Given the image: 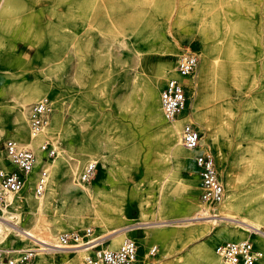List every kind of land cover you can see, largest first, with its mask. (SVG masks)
Masks as SVG:
<instances>
[{"label":"rangeland","instance_id":"obj_1","mask_svg":"<svg viewBox=\"0 0 264 264\" xmlns=\"http://www.w3.org/2000/svg\"><path fill=\"white\" fill-rule=\"evenodd\" d=\"M0 19V82L8 87L5 92L0 91V164L6 165L2 141L12 138L19 143L11 135L12 113L6 107L12 105L14 97L34 89L41 95L30 102L29 111L35 102L43 97L47 99L51 108L45 125L58 110L55 102L60 105L51 136L39 138V149L44 140L50 145L57 142L69 155L81 158L80 172L89 162V156L105 159V165L101 160L96 165L93 163L94 169L86 180L96 193L92 198L89 196L88 201L96 200L101 215L109 223L99 224L100 219L91 210L82 212L83 221L74 222L67 218L65 210L54 208L57 198L51 201L49 213L59 216L57 223L62 226L59 236L77 231L79 240L75 243H78L93 234L108 233L114 226L117 230L107 234L103 244L95 248L115 250L131 238L137 245L132 264H162L163 252L168 255L166 260L176 261L177 255L186 249L211 238L216 248L220 243L229 242L218 236L217 231L233 232L245 225L238 220L239 216L232 218L223 213L187 217L197 216L202 208L209 213L218 210V201L204 203L200 199V179L192 160L195 154H211L223 192L224 179L214 149L222 157V166L230 177L242 174V157L247 146L254 147L253 152L259 159L257 164L264 167V96L260 97L264 93V0H9ZM215 27L224 29V33L216 35ZM155 32L158 35H154ZM84 33L90 36L86 42L82 39ZM100 33L105 34L110 43L102 45ZM163 37L177 52L169 56L168 70L163 73L160 88L170 76V70L175 68L181 52L192 51L198 62L197 42L211 46L214 59L220 62L219 69L222 68V72L225 69L219 72L216 87L209 88L210 99L200 100L196 105L192 89L184 83L185 113L201 132L198 148L186 154L176 152L160 139L147 144L156 127L148 124L142 107L143 80L150 74L149 62L145 63L144 59L161 61L167 57L163 53ZM116 38H123L129 46H118L113 41ZM96 46L103 50L111 46V49L107 53L98 51ZM133 47L141 49L143 54V60L135 65ZM77 62L82 72L75 71ZM136 67L140 78L132 88L127 82ZM232 68L238 70L236 76L230 74ZM194 75L195 69L187 77ZM201 85H206L204 78ZM221 95L225 97L219 100L228 99L224 100L227 113L210 121L203 115L198 117L211 97ZM132 104H137L140 111L133 114ZM178 114L172 120L163 117V121L172 123ZM258 114L263 117L258 121L262 130L250 128ZM217 125L221 127L213 145L210 140ZM54 156L40 153L43 160ZM62 162L58 163L64 170ZM154 175L160 177L157 185ZM192 178H195V191L193 205L189 207L186 204ZM256 187L264 190V181ZM237 189L239 202H248L251 187L243 183ZM262 196L260 199L264 202ZM144 199L147 202H143ZM15 207L20 208L18 204ZM10 222L5 223L11 225ZM263 230H250L247 238L239 240H248L254 249L263 253L253 242L255 239L264 243ZM161 232L168 233L167 237L159 239ZM115 234L119 240L112 248L109 237ZM0 247L13 248L10 250L17 247L16 253L27 249L21 242L11 244L9 237L0 242ZM52 254L53 260L49 259L48 264H69L75 252L68 249ZM45 255L49 256L48 252ZM260 258L254 264H260ZM33 259L34 256L28 264Z\"/></svg>","mask_w":264,"mask_h":264},{"label":"bare ground","instance_id":"obj_2","mask_svg":"<svg viewBox=\"0 0 264 264\" xmlns=\"http://www.w3.org/2000/svg\"><path fill=\"white\" fill-rule=\"evenodd\" d=\"M8 2L9 0H0V18H2L4 12H6ZM85 19L86 21L88 20L87 15ZM1 22L2 19H0V23ZM215 31H217L216 35H221L222 33H224V29L220 30L218 28L217 30L216 27ZM156 34L157 32L154 33V35ZM89 37V34L84 33L82 38L83 42H86ZM164 38L165 37H163L162 39L163 42H165V44H163V53H166L167 57H163L161 61L160 59L154 61L152 58L144 59L145 63L147 61L149 62L150 74L143 80L142 90L144 106L142 107L147 114L148 124L156 127L155 132H153V134H150V136L152 137L147 139V144L160 139V141L165 142L166 146L173 148L176 152L186 154L189 151L196 150L198 147L187 149L181 142L182 123L191 122L193 124V122L188 119L185 110L183 109L179 112L176 121L172 123H165L163 121L165 118L163 119L164 115L162 112L160 101V92L162 89L160 88V82L163 77V73H165V70H168L169 64L166 65V63L168 60H170L169 56L177 52L175 46L170 45L169 42L167 43L166 38ZM100 41L102 45H104L103 43L105 42H109L106 38V35L103 33H100ZM113 41H115V43L120 47L129 46L126 44L123 38H116ZM196 46L199 58L195 67V75L192 78L185 77L187 80H185V86H189V88H191L193 92L194 105H196V103H198L200 100L210 99L209 95H207V93H209V88L212 87L214 89V87H216V83L220 80L219 72L223 73L225 71V69H223V72L222 68L219 69L220 62L214 59L215 56H213L212 54L211 46H202L201 44H199V42H197ZM110 47L111 46H107L103 50L101 46H96V49L98 51L103 50L108 53L110 52ZM132 51L135 65L143 60V54L141 53L142 50L137 47H133ZM79 67L80 65L77 62L74 67L76 72L81 71L79 70ZM237 73L238 70H236L235 68H232L230 70V74L232 75L236 76ZM169 74V77H172L171 75H177L175 68H173V70H170ZM139 76L140 75L138 73V68L136 67L133 76L130 78V80H128L127 83H130L132 88H135L138 82V78H140ZM203 78L205 80V86L201 85ZM6 85L7 84H5L4 82H0L1 92H5L7 90L8 87H6ZM131 93L132 92L129 93V101L132 99ZM40 95L41 92H39V90L34 89L28 91L20 97H14L12 105L6 107V110H11L12 113L11 135L18 139L19 143L15 139L14 140L19 145L25 147L30 146L32 149H34L33 151L35 153L36 159L34 168L32 169L31 173H29V180L24 184L23 188L18 192L11 191L6 195V204L2 207L0 212V242H4V240L9 237L11 244H17L21 242L23 244V247L27 248L26 250H34V259L29 264H48L49 259L53 260L52 252L62 250L67 251L68 249L75 252L74 257L69 264H87L85 262V257L88 250L96 245L101 246L104 241L103 238L107 234L115 232L117 230L116 227L112 226V229L108 231V233L100 232L98 234L91 235L84 241L62 245L58 237V233L62 229L61 224L57 223L59 216L51 215V213H49V210L52 207L51 201L58 198V204L54 205V208L65 210L67 218L74 222L79 220L83 221L81 218V215H83L82 212L91 210L96 215V218L100 219L99 224L109 223L107 222L108 219H105L101 215L96 200L92 199L91 201H88V197L90 196L92 198L96 193L91 187L88 180L83 178L84 171L88 164L94 163L96 165L97 161L101 160V164L105 165V159L104 156H101L98 159V156L96 155L89 156V162L86 164L82 172H80L82 166L81 158L79 156L69 155L57 142H53L51 143V146L55 150L54 158L43 160L40 157L41 151L39 152V138L45 137L43 135H47L48 137L51 136V130L54 127L55 122L57 121V117H59V113L57 112H59L60 105L55 102V109L58 110L53 113L52 119L49 124L45 125L39 133L33 134L30 129L28 105L31 101L39 99ZM257 95H259V93ZM262 96H264V93L260 94V97ZM224 97L225 95L211 97V100H213L205 103L207 104L206 109L202 114H198V117L201 118L203 115L204 117L208 118L209 121L213 120L214 118H219L220 115L226 111L227 105L224 100L228 99L225 98L219 100L220 98ZM43 99L44 97L38 101H41ZM217 99L219 101H217ZM223 103H225V105ZM130 109L133 114L134 112L136 113L140 111L137 104H132ZM258 115V117L254 118V121L256 120L254 126H251L253 124L251 122L250 128H254L256 130L260 128L258 121L263 120V117H261L262 115L260 114ZM200 118H198V120L202 121V119ZM211 122L214 123V121ZM223 124L225 125L226 122L224 121ZM220 127L221 125L216 126L215 132L210 140L213 145L215 144L214 141H216L218 138V131ZM258 130L262 129L260 128ZM1 132L2 131L0 128V133ZM224 138L226 139V137ZM245 149V156L242 157L244 172L241 171L242 174L239 173V175H235L234 177H230L228 171L223 168L222 157H220L217 151L214 149V154L217 160V164L219 165V168L221 170V175L223 176V183L225 186V191L222 193V197L220 198L216 206L218 210L217 212L209 213L206 208H202L200 212H198L199 214H197V216L187 217H210L218 216L220 215V213H223L225 216H231L232 218L235 216H239L238 220L245 225H241L240 228L236 229L235 231L233 230V232H226L225 229L217 231L218 236H223V238L229 240V242L245 241L239 239L247 238L248 231L261 230L262 228H264V202L260 199V196L262 198V195H264V190H262V188L260 187L259 191L258 187H256L257 184H261L264 181V167L258 166L257 163L259 159L253 152L255 151L254 147L247 146ZM58 162L64 163V170L60 169V165ZM45 168L47 172L45 189L41 194H37L35 191V183L40 174V171L43 169L45 170ZM39 169L41 170L39 171ZM244 173L247 176H244ZM159 178V175L153 176V179H156V181L154 180V182H156V185L160 182ZM248 179H251V181L247 182ZM194 181L195 178H192V186L187 196L188 204L186 205H188L189 207H192L193 205V193L195 191ZM243 183H247L251 187V193H247L249 196H247L249 199L248 202L240 203L237 195V187ZM257 198H259L260 201H256ZM143 202H147V199H144ZM16 204L20 206L19 209L15 207ZM7 220H11V225L5 223L7 222ZM262 232L264 233V230ZM116 235L117 234L109 237L111 238L112 248L115 247V244L119 240V237H115ZM167 235L168 233L161 232L158 238L163 239L167 237ZM179 235L180 233L177 232V236ZM213 240L214 239L212 238L204 240L194 245L193 247L186 249L181 253V255H177L176 261L166 260L168 257L167 253L163 252L161 255L160 249L158 250V253L162 256L160 258V261L163 262L162 264H223L222 259L217 252V247L226 242L220 243L216 246V248H214ZM253 242L257 246L262 248L263 253H260L258 251L261 256L259 263L264 264V243L255 239H253ZM17 250L18 248L15 247V249L12 251L17 252ZM46 252H48L49 256L45 255Z\"/></svg>","mask_w":264,"mask_h":264},{"label":"built area","instance_id":"obj_3","mask_svg":"<svg viewBox=\"0 0 264 264\" xmlns=\"http://www.w3.org/2000/svg\"><path fill=\"white\" fill-rule=\"evenodd\" d=\"M197 63V56L190 50L181 52L176 58L175 70L177 76L168 77L160 92L162 112L165 119L171 120L186 108L187 95L184 89V78L191 75ZM47 99L35 102L29 111L30 129L37 134L47 123L50 112ZM201 138L200 130L191 122H186L181 131V142L187 149L196 148ZM6 165L0 164V211L6 204L9 192L20 191L27 182V177L35 165V153L28 147L19 145L14 139L2 141ZM40 151L49 156L55 155V150L48 141H42ZM193 162L200 179V199L204 203L220 200L223 187L214 166L213 158L208 152L194 155ZM94 169V164H88L83 178L88 179ZM46 170H41L35 183V191L41 194L45 189ZM79 240L78 232L70 231L59 236L62 245L75 243ZM85 260L89 264H132L136 257V242L128 238L115 250L97 249L91 247ZM223 264H254L260 253L254 250L249 241L226 242L217 247ZM33 250L16 253L10 249L0 247V264H28L33 257Z\"/></svg>","mask_w":264,"mask_h":264},{"label":"crops","instance_id":"obj_4","mask_svg":"<svg viewBox=\"0 0 264 264\" xmlns=\"http://www.w3.org/2000/svg\"><path fill=\"white\" fill-rule=\"evenodd\" d=\"M185 83V82H184ZM194 157V156H193ZM192 160H193V158H192ZM196 168V167H195Z\"/></svg>","mask_w":264,"mask_h":264}]
</instances>
